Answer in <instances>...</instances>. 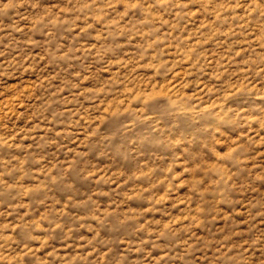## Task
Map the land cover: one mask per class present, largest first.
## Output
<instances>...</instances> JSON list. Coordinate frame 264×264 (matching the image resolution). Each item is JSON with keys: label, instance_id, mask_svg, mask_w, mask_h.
Returning <instances> with one entry per match:
<instances>
[{"label": "rangeland", "instance_id": "1", "mask_svg": "<svg viewBox=\"0 0 264 264\" xmlns=\"http://www.w3.org/2000/svg\"><path fill=\"white\" fill-rule=\"evenodd\" d=\"M0 264H264V0H0Z\"/></svg>", "mask_w": 264, "mask_h": 264}]
</instances>
